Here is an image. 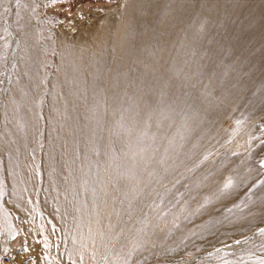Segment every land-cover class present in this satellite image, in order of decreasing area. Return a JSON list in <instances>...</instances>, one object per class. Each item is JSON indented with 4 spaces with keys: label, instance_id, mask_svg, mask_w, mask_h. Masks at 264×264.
<instances>
[{
    "label": "rangeland",
    "instance_id": "rangeland-1",
    "mask_svg": "<svg viewBox=\"0 0 264 264\" xmlns=\"http://www.w3.org/2000/svg\"><path fill=\"white\" fill-rule=\"evenodd\" d=\"M0 264H264V0H0Z\"/></svg>",
    "mask_w": 264,
    "mask_h": 264
},
{
    "label": "bare ground",
    "instance_id": "bare-ground-1",
    "mask_svg": "<svg viewBox=\"0 0 264 264\" xmlns=\"http://www.w3.org/2000/svg\"><path fill=\"white\" fill-rule=\"evenodd\" d=\"M174 6L175 5H173V8H174ZM175 7H177V6H175ZM172 13H173V11H172ZM177 15V11H175L174 13H173V17H175ZM191 22V21H190ZM194 20L191 22V25H190V28H189V30H187L186 32H185V36L187 37V39H189L190 41L192 40L191 38H193L194 37V34H195V32H194V30H193V28H194ZM174 39L173 40H178V38L174 35V37H173ZM80 40V39H79ZM77 44V43H76ZM83 52H84V50H83V47H82V45H77V46H75V48H73L72 47V49H70V51L67 53V55H69V57L70 58H73L76 62H78V65H80L81 64V62L83 61Z\"/></svg>",
    "mask_w": 264,
    "mask_h": 264
}]
</instances>
